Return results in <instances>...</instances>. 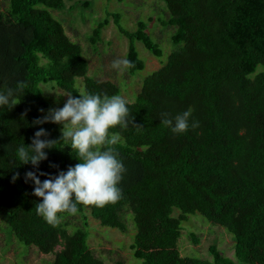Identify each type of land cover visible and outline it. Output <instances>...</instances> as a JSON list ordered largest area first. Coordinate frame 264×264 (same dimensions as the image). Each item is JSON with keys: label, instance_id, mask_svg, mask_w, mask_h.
<instances>
[{"label": "trees", "instance_id": "trees-1", "mask_svg": "<svg viewBox=\"0 0 264 264\" xmlns=\"http://www.w3.org/2000/svg\"><path fill=\"white\" fill-rule=\"evenodd\" d=\"M163 1L169 12L163 23L174 27V49L143 80L134 101L117 83L88 74L82 45L49 10L64 9L65 0H10L0 20V90L17 89L20 101L0 107V210L8 213L9 234L54 254L51 264H108L90 247L85 217L69 231L67 224L52 226L37 215L35 205L43 198L34 195L35 181L27 176L58 175L79 162L57 141L62 125L44 120L53 113L41 89L42 83L55 82L68 96L79 95L77 78L83 79V93L122 95L129 116L126 128L111 129L121 135L116 148L126 168L121 199L103 207L79 204L76 214L89 212L101 225L126 233L130 213L137 229L131 247L142 264H264V0ZM90 4L86 0L83 6ZM111 18L129 39L131 75L146 66L138 41L162 56L148 25L139 21L131 31L119 13L108 12L94 27L93 45ZM189 109L198 128L178 135L161 123L162 113L174 117ZM40 129L46 130L40 139L57 141L45 149L48 159L39 165L19 162L15 147L31 145ZM196 213L234 235L239 262L215 245L211 259L181 254L182 223ZM64 214L69 213L58 215ZM193 241L198 244L199 238L193 235Z\"/></svg>", "mask_w": 264, "mask_h": 264}, {"label": "rangeland", "instance_id": "rangeland-1", "mask_svg": "<svg viewBox=\"0 0 264 264\" xmlns=\"http://www.w3.org/2000/svg\"><path fill=\"white\" fill-rule=\"evenodd\" d=\"M9 1L0 0V20L6 17ZM84 1L86 0H65L64 9L49 10L54 18L64 25L71 39L82 45L84 54L89 60L88 74L99 80H111L117 83L122 88L123 96L128 101H134L141 90L143 80L159 69L174 49L171 41L174 27L164 25L169 17L166 4L163 0H89L91 4L84 7ZM108 12L121 14V24L131 31L137 29L139 21H144L148 25L147 32L159 44L162 56H155L145 48L142 42L138 41L137 47L140 57L145 61V69L134 76L128 72V68L114 69L113 61L127 58L129 39L121 33L113 18L104 28L99 43L93 45L90 41L94 27L107 17ZM75 84L83 93V79L77 78ZM41 89L52 106L51 113L67 102L68 94L55 82L42 83ZM179 214L180 210L175 209L174 215ZM84 217L88 223L90 247L96 256L108 264H117L119 261L125 264H142V260L134 255L131 247L137 229L130 213L126 217L128 227L126 233L101 225L89 212L84 216L81 214L59 215L58 222L67 224V229L72 231L75 226L82 224ZM8 222V213L0 210V264L52 263L54 254H45L36 246H28L11 236ZM182 227L178 248L183 256L211 259L210 248L215 245L222 254L239 262L235 255V237L226 228L213 224L200 213L189 214L188 219L182 223ZM193 235L199 238L198 244L194 243ZM60 249V246L56 248V250Z\"/></svg>", "mask_w": 264, "mask_h": 264}, {"label": "clouds", "instance_id": "clouds-1", "mask_svg": "<svg viewBox=\"0 0 264 264\" xmlns=\"http://www.w3.org/2000/svg\"><path fill=\"white\" fill-rule=\"evenodd\" d=\"M112 67L123 70L132 67V63L128 59H118L113 61ZM17 92L12 87L0 90V107L18 104L20 101L16 99ZM128 116V101L122 95L80 93L69 94L63 107L54 109L50 117L44 118L45 121L63 125L57 141H63L64 147H70L75 153L74 158L79 161L66 171L61 170L58 175L27 173L28 178L36 184L34 195L43 198L35 208L37 215L46 223L55 226L60 213L76 214L79 204L103 207L121 199L119 183L126 168L116 148L121 142V135L111 129L116 126L126 128ZM160 120L172 133L178 135L186 133L190 128L199 127V121L192 119L190 109L174 117L162 113ZM43 122L39 119L36 121ZM44 135L46 130L40 129L31 145L22 143L15 147L14 152L19 162L39 165L41 161L48 159L45 149L53 148L57 141L40 139ZM51 166L56 167L55 164ZM41 175L49 178L41 180ZM18 178L17 172L12 177L13 182Z\"/></svg>", "mask_w": 264, "mask_h": 264}]
</instances>
